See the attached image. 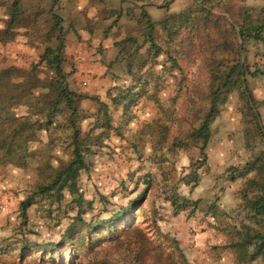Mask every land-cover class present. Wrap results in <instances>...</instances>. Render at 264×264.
<instances>
[{
    "label": "rangeland",
    "instance_id": "374dc122",
    "mask_svg": "<svg viewBox=\"0 0 264 264\" xmlns=\"http://www.w3.org/2000/svg\"><path fill=\"white\" fill-rule=\"evenodd\" d=\"M12 1L0 0V68L13 66L14 80H24L47 46H58L55 12L62 18L68 87L99 99H79L78 125L93 151L76 192L39 190L70 159L66 114L36 130L26 165L3 162L0 152V182L10 193L0 199V264H264L263 256L249 258L254 246L241 252L234 245L238 230H264L242 193L264 152V73H253L264 70V40L240 35L244 20L264 24V0H21L20 21L9 27ZM141 7L155 21L175 19L180 28L168 36L157 25L162 53L139 70L148 84L126 112L111 98L132 83L116 43L130 35L143 39ZM236 62L247 68L244 87L255 101L239 84L220 92L202 153L192 143L195 130L221 75ZM54 76L41 61L29 86L44 88ZM16 110L25 113L27 105ZM28 196L33 202L24 220L21 202ZM78 215L105 237L61 251L68 227L81 225ZM111 223L123 227L103 233ZM50 243H57L56 259L36 255Z\"/></svg>",
    "mask_w": 264,
    "mask_h": 264
},
{
    "label": "trees",
    "instance_id": "16d2710c",
    "mask_svg": "<svg viewBox=\"0 0 264 264\" xmlns=\"http://www.w3.org/2000/svg\"><path fill=\"white\" fill-rule=\"evenodd\" d=\"M21 2V0L12 1L9 27L20 21L22 12ZM198 6L201 13L206 11L204 5L199 4ZM141 13V19L144 21L143 39L140 41L137 36L130 35L116 43L120 47L117 58H127V67L132 73V83L120 88L119 92L112 95L111 98L116 105L122 106L126 112L130 111L132 104L142 95L145 91V86L148 84V80L142 77L144 73L142 75L139 74V70L149 62L153 65L155 59L162 53L163 48L158 43L155 34L157 32V25L160 24L168 36L178 33V29L180 28V24L175 19L160 22L155 21L145 7H141ZM52 16L55 19L52 28L59 41L58 46H47L41 56V60L32 65L29 74L24 80H14L17 78V74L13 66L0 68V152H2L3 162L14 163L20 166L26 165L28 158L32 154L29 144L36 130L52 125L58 113L66 114L67 124L72 129L70 159L62 163L60 168H53L51 181L40 184L39 190L41 192H49L55 189L59 193L60 190L67 187L72 192H76L78 189L77 178L83 169H89L90 162L87 157L93 151L92 142H88L81 135V129L78 125V118L80 117L79 99L85 97L99 99V96L79 93L68 87L66 74L62 65L65 48L62 35L63 30L60 27L62 18L55 12L52 13ZM185 20H191L190 14L185 16ZM263 28L264 24L250 26L244 20L240 24V35L244 41L251 36L264 40ZM146 45H148L147 50L145 52L141 51ZM41 61H46L54 69L55 76L44 88L37 84L31 87L29 86L31 85V79L34 78V73L37 71ZM135 62H140V64L138 65L139 69L137 68V71L134 72L132 66ZM246 70L245 66H241L239 62H236L221 75L212 95L210 107L204 114L200 125L196 128V139L192 142L200 146L202 153H205L206 144L210 137V124L219 113L216 103L220 97V92L228 91L239 84L242 87V93L247 97L248 101H255L252 94L244 87L246 81H243V74ZM258 72L264 73V70L256 69L253 71L254 74ZM100 104L106 109L107 104L104 102ZM20 105H27L25 113L17 112L16 108ZM105 113L106 118L109 119L110 116L107 112ZM255 116L257 117L256 114ZM108 119L105 123H108ZM186 143L190 142L184 141V144ZM258 161L259 166L257 167L256 175L247 179L242 193L245 207L248 211L254 216H260L264 219V152L259 156ZM32 202L33 196H28L21 202V216L24 220H27V208ZM122 212L123 209L118 211V217L122 215ZM78 217L81 225L72 223L68 227L63 237V250L61 251H64L67 247L68 249L73 248V251L77 249V246L92 247L96 240H102L105 237L95 231L94 223L86 222L81 215H78ZM122 225L116 226L114 223H111L109 227L103 230V233L106 231L107 233H112L113 228L115 230L122 229ZM238 233L239 236L234 240V245L238 246L241 252L252 245L254 246V250L250 253L249 258L254 260L260 256L264 257V230L247 226L246 230H238ZM107 237H109L108 234ZM56 245L57 243L45 244L43 245L45 251L38 250L39 253L36 255L43 253L44 258L51 256L56 259L58 252ZM46 246L52 248L47 249ZM10 249L8 248V250ZM14 249L17 248L14 247Z\"/></svg>",
    "mask_w": 264,
    "mask_h": 264
},
{
    "label": "crops",
    "instance_id": "0c3cea01",
    "mask_svg": "<svg viewBox=\"0 0 264 264\" xmlns=\"http://www.w3.org/2000/svg\"><path fill=\"white\" fill-rule=\"evenodd\" d=\"M264 32V31H263ZM113 54V53H112ZM9 185H8V183L7 182H5V183H1L0 182V199L1 200H3V199H5V197L6 196H9L10 195V193L8 192H6L5 190H8L7 189V187H8Z\"/></svg>",
    "mask_w": 264,
    "mask_h": 264
}]
</instances>
